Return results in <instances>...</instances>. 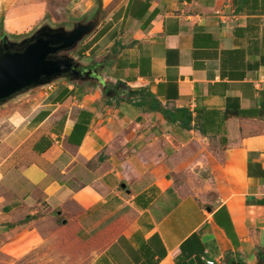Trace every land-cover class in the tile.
I'll return each instance as SVG.
<instances>
[{
    "label": "crops",
    "instance_id": "obj_1",
    "mask_svg": "<svg viewBox=\"0 0 264 264\" xmlns=\"http://www.w3.org/2000/svg\"><path fill=\"white\" fill-rule=\"evenodd\" d=\"M77 1L98 6L78 43L86 74L0 135L6 254L262 263L264 0ZM42 4L0 0V35L27 31Z\"/></svg>",
    "mask_w": 264,
    "mask_h": 264
},
{
    "label": "rangeland",
    "instance_id": "obj_2",
    "mask_svg": "<svg viewBox=\"0 0 264 264\" xmlns=\"http://www.w3.org/2000/svg\"><path fill=\"white\" fill-rule=\"evenodd\" d=\"M37 1H43V4L37 9L33 8V10L30 9L28 11L33 15L29 18L28 25L25 27L27 31L0 35V48L4 44H8L10 47H20L24 41H27L34 34L38 27L45 26L67 32L79 23H90L96 19L94 12L98 6L88 11L87 14L82 15L80 11L85 6L83 4L81 6L77 0ZM75 3H78V5H75ZM78 43L72 49L60 51L55 55V58H71L79 68L77 70L81 72L80 69H84L83 65L89 60L78 51L81 45ZM70 78L64 75L54 79L49 85H51V88L56 87L62 83L69 82ZM49 91L46 85L32 87L2 101L0 103V135L5 134L9 130H13L19 124L21 125L30 113L31 107L37 104L36 99L45 97ZM5 238L6 235H0V264H71V261H76L75 263L77 264L81 258L79 245H75L76 256L71 259V255H68V251L66 250L63 252L59 251L53 255L52 248L54 245L50 243L44 245L48 248L34 250L21 259L19 257H9L6 254Z\"/></svg>",
    "mask_w": 264,
    "mask_h": 264
},
{
    "label": "water",
    "instance_id": "obj_3",
    "mask_svg": "<svg viewBox=\"0 0 264 264\" xmlns=\"http://www.w3.org/2000/svg\"><path fill=\"white\" fill-rule=\"evenodd\" d=\"M95 22L79 23L67 32L43 26L20 47L4 44L0 48V103L29 88L49 85L64 75L70 80L82 78L86 73L79 72L71 58L55 55L72 49L90 33Z\"/></svg>",
    "mask_w": 264,
    "mask_h": 264
},
{
    "label": "trees",
    "instance_id": "obj_4",
    "mask_svg": "<svg viewBox=\"0 0 264 264\" xmlns=\"http://www.w3.org/2000/svg\"><path fill=\"white\" fill-rule=\"evenodd\" d=\"M93 65H95V64H93ZM144 92H145V91H144ZM146 94H149V93H146ZM145 103H146V102H143V104H145ZM150 103H153V104L150 106L151 109L160 111V112H161L166 118H168L169 120H172V121L174 122L175 119L179 118V120H180L181 122H183V123L188 122V121L185 119V117L187 116V113H186L185 110H183V109H178V110H176L177 112L180 113V116H176V114H175L174 111L171 112V111H169V110H167V109H163V108L161 107V105H160L158 102L155 101L154 97H153V99L151 100ZM259 259H260V261L262 262V264H264V254H262V253L259 254Z\"/></svg>",
    "mask_w": 264,
    "mask_h": 264
},
{
    "label": "built area",
    "instance_id": "obj_5",
    "mask_svg": "<svg viewBox=\"0 0 264 264\" xmlns=\"http://www.w3.org/2000/svg\"><path fill=\"white\" fill-rule=\"evenodd\" d=\"M216 14H221L219 11H216ZM258 82H264V71L263 74L260 75ZM47 89H50L51 85H46ZM205 264H215V261L213 260H204Z\"/></svg>",
    "mask_w": 264,
    "mask_h": 264
},
{
    "label": "flooded vegetation",
    "instance_id": "obj_6",
    "mask_svg": "<svg viewBox=\"0 0 264 264\" xmlns=\"http://www.w3.org/2000/svg\"><path fill=\"white\" fill-rule=\"evenodd\" d=\"M77 69H79L78 67H77ZM81 70V72H84V69H80Z\"/></svg>",
    "mask_w": 264,
    "mask_h": 264
}]
</instances>
